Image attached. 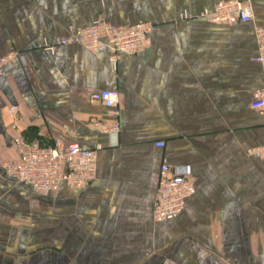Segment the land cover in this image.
<instances>
[{
  "label": "crops",
  "instance_id": "0c3cea01",
  "mask_svg": "<svg viewBox=\"0 0 264 264\" xmlns=\"http://www.w3.org/2000/svg\"><path fill=\"white\" fill-rule=\"evenodd\" d=\"M222 0H0V160L13 138L101 148L96 177L76 191L62 181L36 193L0 163V264H264L263 117L250 108L263 86L254 26L201 17ZM97 19L152 24L149 45L121 54L58 39ZM119 95L113 117L90 95ZM12 108V109H10ZM163 141V147L155 142ZM185 168L195 191L181 212L153 219L158 169Z\"/></svg>",
  "mask_w": 264,
  "mask_h": 264
},
{
  "label": "built area",
  "instance_id": "2783aa9c",
  "mask_svg": "<svg viewBox=\"0 0 264 264\" xmlns=\"http://www.w3.org/2000/svg\"><path fill=\"white\" fill-rule=\"evenodd\" d=\"M209 23L215 25H233L251 23L253 10L248 1L222 0L215 4L212 11L201 13ZM152 24L143 22L133 25H114L97 19L90 25L72 31L57 41V45H80L92 51H107L110 60L116 62L121 54H139L149 45V33ZM257 53L251 60L258 63L264 78V27L254 26ZM16 57L15 52L0 57V75L3 66ZM89 100L99 102L110 112L113 120L109 124L99 125V129L109 137L116 139L120 132L118 121L119 95L116 91L99 90L93 92ZM250 108L264 118V83L252 91ZM12 109V108H10ZM264 124V119H263ZM15 158L2 163L3 174L36 193H54L60 183L65 181L72 190L82 191L96 177L97 152L101 148L81 147L78 143H61L55 140L46 145L39 141L28 140L21 135L13 138ZM163 147V141L155 142ZM251 156H264V146L251 148ZM195 187L185 168L174 167L161 162L158 169L156 197L153 205V219L165 222L176 217L186 200L193 195Z\"/></svg>",
  "mask_w": 264,
  "mask_h": 264
},
{
  "label": "rangeland",
  "instance_id": "374dc122",
  "mask_svg": "<svg viewBox=\"0 0 264 264\" xmlns=\"http://www.w3.org/2000/svg\"><path fill=\"white\" fill-rule=\"evenodd\" d=\"M5 161H7V160H0V163H1V168H2V163H4Z\"/></svg>",
  "mask_w": 264,
  "mask_h": 264
}]
</instances>
